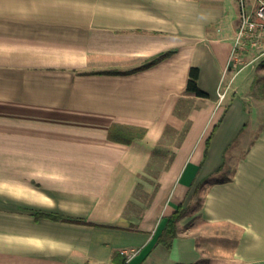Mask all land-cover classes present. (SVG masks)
<instances>
[{
  "label": "crops",
  "instance_id": "crops-1",
  "mask_svg": "<svg viewBox=\"0 0 264 264\" xmlns=\"http://www.w3.org/2000/svg\"><path fill=\"white\" fill-rule=\"evenodd\" d=\"M237 23L234 0H0V264H264V67Z\"/></svg>",
  "mask_w": 264,
  "mask_h": 264
},
{
  "label": "built area",
  "instance_id": "built-area-1",
  "mask_svg": "<svg viewBox=\"0 0 264 264\" xmlns=\"http://www.w3.org/2000/svg\"><path fill=\"white\" fill-rule=\"evenodd\" d=\"M238 5L239 20L236 27L234 37V46L232 56L238 52L254 51V59L264 58V0H253V5L249 6L245 0H235ZM234 60H236L234 58ZM236 63V62H234ZM232 64V63H231ZM224 92L219 93L222 98ZM124 260L121 264H125L132 255L136 253L135 249L123 250Z\"/></svg>",
  "mask_w": 264,
  "mask_h": 264
},
{
  "label": "trees",
  "instance_id": "trees-1",
  "mask_svg": "<svg viewBox=\"0 0 264 264\" xmlns=\"http://www.w3.org/2000/svg\"><path fill=\"white\" fill-rule=\"evenodd\" d=\"M170 54L171 51H166L161 54H158L157 56L152 58L149 62H147L144 66L152 65ZM258 66L264 67V58L258 63ZM198 75H199V69L197 67H191L189 69L187 83L185 87V94L207 97L208 94L205 91H203L198 85ZM187 127L188 125L186 124L184 128L180 131L181 135H184V133L187 130ZM183 212H184L183 207L179 206L171 215L168 216L163 231L159 235L158 238L159 242L164 243L165 245H170L173 237L175 236L176 222L181 217ZM51 217L54 219L58 218L57 216H51ZM203 263H204L203 260H198L189 264H203ZM175 264H184V263L179 262Z\"/></svg>",
  "mask_w": 264,
  "mask_h": 264
},
{
  "label": "rangeland",
  "instance_id": "rangeland-1",
  "mask_svg": "<svg viewBox=\"0 0 264 264\" xmlns=\"http://www.w3.org/2000/svg\"><path fill=\"white\" fill-rule=\"evenodd\" d=\"M245 1L249 6L253 5V0H245ZM237 8H238V5H237ZM238 20H239V15H238ZM178 139H179V134L171 131L169 136H167V138L163 141L161 145V151L162 152L166 151L168 149V146L171 145L172 143H175ZM161 156L162 154H159L158 158H155L153 164L149 166V168L147 169L148 175L156 176V174L161 170V168L164 167L163 159L165 158V161H166V158L168 155L167 153H165L164 158H162ZM136 196L143 197L142 194H140V189L136 191Z\"/></svg>",
  "mask_w": 264,
  "mask_h": 264
}]
</instances>
